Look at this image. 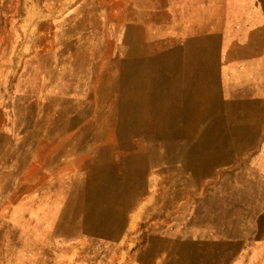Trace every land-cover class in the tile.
<instances>
[{"label":"crops","instance_id":"0c3cea01","mask_svg":"<svg viewBox=\"0 0 264 264\" xmlns=\"http://www.w3.org/2000/svg\"><path fill=\"white\" fill-rule=\"evenodd\" d=\"M253 2L158 0L154 5L156 8H153L149 0H130L124 5H120L117 0V8L118 14L119 10L122 16L125 13L128 25L137 23L135 14L144 9L148 11L150 8L153 14H160L161 19L149 22L154 25L153 28L162 24L166 39L184 40L189 37L202 40L204 34H209L222 43L229 23L248 20L252 8L264 9V0ZM54 20L50 19V23ZM45 22L49 21H42ZM122 27L120 33L117 32L120 45L114 49V53L105 49L109 54L104 55L111 56V59L103 58L95 63L88 59L86 64H76L74 57L82 54L84 49H42L39 54L44 56L43 64L37 66L40 72L35 74L36 79L33 81L35 90L21 92L42 105L52 101L58 109H65L76 102L96 103L98 106L93 119L98 126L86 132L87 139L84 141L88 142V146L72 147L67 139L60 147L51 145V142L58 143L60 136H68V125H72L74 130L83 112L71 117L61 111L53 112L57 113L56 116L48 112L46 126L36 128L35 131L41 136L53 137L51 140L50 137L42 139L35 147H26L23 142L28 132L25 123L21 125L20 120L15 119V126L9 129L6 127L0 133L8 137H19V199L30 200L31 207L27 215L33 220L31 211L34 210L35 220H42L46 231L84 230L76 227V209L84 214L92 206L93 215L106 214V205L103 203L107 198H115L117 193H121L122 187L118 186L122 185L124 176H147L148 179L149 176H156L153 174L156 171L158 174L161 171L165 176L166 169L169 171L171 167H179L180 177L184 178L182 182L202 183L203 176L199 172L206 163L210 167H220L234 162L242 152H250V163L257 169L255 173L260 175L261 170L258 168L264 165V145H260L256 154L258 148L252 147L251 139L257 135L256 130L261 125L257 121L264 120L263 86H244L240 85L241 81L220 79L218 64L212 69L203 64L201 48H166L161 54H153L156 56L145 59L144 56L148 54L133 45L123 47L130 36L129 30L123 31ZM155 32L158 33L156 28ZM231 67L227 64L224 71H230ZM76 79L82 83L75 84ZM20 86L21 83L18 86L16 82L13 84L14 89ZM23 119L26 122V118ZM203 119L210 120L208 124L212 128L209 132L211 135L233 134L232 138L228 137L227 146L211 148L208 153L211 159L206 163H203L202 147H186L188 141L202 135ZM8 120L11 118H4V122ZM59 128L63 129L60 136ZM242 131H245L244 137ZM72 135L74 133H70ZM110 137L113 138L109 144L102 143ZM92 143L96 145L92 147ZM3 147L7 145L4 143ZM154 178L148 182L155 183ZM71 186H75L73 190L78 195H69ZM71 198L93 200L94 205L58 203L60 199L66 201ZM57 206L61 207L60 211ZM83 219L79 218V225H83ZM234 219L235 214L228 216L230 222H234ZM256 230L255 227L253 231ZM224 231L225 240L201 243L186 241L188 246L183 247V255L186 254V248L190 249L192 242V252L200 254L197 264L238 263L239 257L235 253L239 245H236L235 239L240 237L235 234L242 232L244 243L248 241L247 247H252L253 242L247 239L251 228L244 225L240 230L236 225L228 224L221 230ZM183 264H190V261Z\"/></svg>","mask_w":264,"mask_h":264},{"label":"rangeland","instance_id":"374dc122","mask_svg":"<svg viewBox=\"0 0 264 264\" xmlns=\"http://www.w3.org/2000/svg\"><path fill=\"white\" fill-rule=\"evenodd\" d=\"M119 1L120 5H124L130 0ZM156 2L158 0H149L153 8H156ZM251 4H254L253 0ZM149 9L136 13L137 23L128 25L125 13L122 16L119 10L118 14L117 0H0V133L6 127L9 129L15 126V119L20 120L21 125L22 122L25 123L28 132L23 142L25 141L26 147H35L42 139L50 137L51 140L53 137L41 136L35 131L36 128L46 126L48 112L54 115L53 112L61 111L60 113L69 117L83 112V117L76 122L74 130L72 125H68V136L62 135L63 129L59 128L58 136H62L58 143L51 142V145L60 147L67 139L72 147L88 146V142L84 141L87 139L85 134L90 128L98 126L93 119L98 106L96 103L76 102L64 107L66 110L58 109L57 104L52 101L42 105L21 92L35 90L33 81L36 79L35 74L40 72V67L37 66L43 64L44 56L39 54L42 49H84L79 56L74 55L76 64H86L88 59L91 63L103 58L111 59V56L104 54L114 53V49L120 45L117 32L120 33L122 26L123 31L129 30L130 36L123 47L133 45L148 54L144 56L145 59L155 57L153 54H161L166 48H201L203 64L211 69L218 64L220 79L241 81L240 85L254 84L264 88V9L252 8L248 20L229 23L222 43L209 34H204L202 40L189 37L184 40L166 39L163 36V25L153 28L154 25L149 22L161 19V15L153 14L154 11ZM52 18L55 20L50 23ZM227 64L232 66L230 71H224ZM226 72L227 75L224 76ZM15 82L16 86L20 83L22 86L14 89ZM76 83L82 82L76 79ZM5 117H10L11 120L4 122ZM23 118H26V122ZM209 122L210 120L203 119L202 135L195 137L190 144L208 140L213 147L227 146L228 137L232 138L233 134L211 135ZM258 123L261 125L256 130L257 135L251 137L252 147L258 148L256 154L260 145H264V120L257 121ZM53 125L55 132V121ZM70 133L74 135L70 136ZM241 133L244 137L245 131ZM236 137L239 136L236 134ZM112 138H106V142L102 143L109 144ZM23 142L21 137V145ZM4 143L7 147H3ZM92 144V147L96 145ZM18 145V136L0 134V264H183L187 260L190 264H197L200 254L192 252L193 243L190 242V249L186 248V254L183 255V247L188 246L185 242L225 240L223 236H226V232L221 230L225 229L224 224L231 223L228 216L235 214V219L237 218L236 212L232 213L227 209L211 216L217 220L216 225L207 224L208 221L201 223L205 219H198L205 209L203 201L214 187L220 185L219 182L224 177L249 174L254 168L250 163V152H242L229 164L220 167L206 164L204 168L209 171L201 175L202 183L182 182L181 179L184 178L180 177L179 167H171L169 171L166 169L165 176L161 171L159 174L158 171L153 173L156 176L151 174L155 177V183L148 182L153 179L150 176L148 179L147 176H124L122 185L118 186L122 187L121 193H117L115 198H107L103 203L106 205V214L93 215L92 206L84 214L76 209V227L84 230L46 231L42 226L43 221L35 220L34 210L31 211L33 220L27 215L31 207L30 200L19 199ZM74 187L69 188L71 196L78 195L74 193ZM63 202L94 205L93 200L71 198L58 201ZM261 205L251 216L241 218L242 221L236 224V228L240 230L244 225L251 228L247 239L250 238L249 241L253 242L252 247H247L248 241L244 243L242 232H236L235 235L240 237L235 239L236 245H239L235 253L239 257L236 264H264V203ZM243 206L249 210V204ZM57 208L61 210L60 206ZM99 211L103 212V209ZM238 212L240 216L244 213L242 209ZM79 218H84L83 225H79ZM255 227L256 232L253 231Z\"/></svg>","mask_w":264,"mask_h":264},{"label":"bare ground","instance_id":"6f19581e","mask_svg":"<svg viewBox=\"0 0 264 264\" xmlns=\"http://www.w3.org/2000/svg\"><path fill=\"white\" fill-rule=\"evenodd\" d=\"M192 141H189L186 147H195L199 145L205 151L203 153V163L210 161L209 159L211 158L210 156L208 157V153L213 147L211 146V144H209L210 142L208 140L204 142L202 141V143L196 141L194 144L191 145L190 142ZM223 159L226 160V157H223ZM258 169L261 170L260 175L255 173L257 169L252 171V173H249L252 174V177L246 173L228 175L219 182L220 185L217 188L214 187L215 189L211 191L209 190L210 193L208 197H206L205 200L203 201L205 209L202 210L200 217L198 218V219L205 218L204 220L201 221V223H203L204 221H208L207 224L216 225L217 220L211 216H214L217 212L226 211L228 209L232 211V213L236 212V216H237V218L233 220L234 222H231L229 225H236L242 221L241 218L243 217L247 218L249 215L251 216V214L255 210L259 209V207L262 206L261 204L264 203V165H260ZM208 171L209 169H206L203 166L202 169L200 168L199 175L201 176L203 175V173ZM246 201L249 204V210L243 206L244 204L246 206L248 205ZM241 209L244 213H242L240 216V213L238 211H241ZM224 225H228V223Z\"/></svg>","mask_w":264,"mask_h":264}]
</instances>
